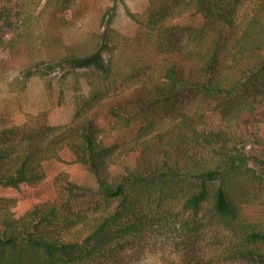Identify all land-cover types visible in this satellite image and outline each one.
I'll use <instances>...</instances> for the list:
<instances>
[{
	"label": "trees",
	"instance_id": "obj_1",
	"mask_svg": "<svg viewBox=\"0 0 264 264\" xmlns=\"http://www.w3.org/2000/svg\"><path fill=\"white\" fill-rule=\"evenodd\" d=\"M120 6L138 28L115 26ZM241 6V0H148L138 14L127 0H113L95 46L69 49L62 63L94 66L107 82L119 75V61L131 54L141 61L127 63L130 73L120 82L90 93L63 128L0 126V188L16 191L0 194V264L84 263L122 233L166 223L173 204L188 215L184 223L208 220L225 231L219 254L225 264H264V0H254L245 13ZM186 14L203 23L174 29ZM154 56L148 64L145 58ZM109 91L107 113L116 126L134 128L131 140L109 142L96 119L83 113ZM65 150L94 174L97 187L64 178L60 199L70 204L96 196L106 209L73 219L59 201L36 203L18 216L14 206ZM131 154L135 166L114 174ZM256 203L263 207L259 215ZM210 262L196 255L163 260Z\"/></svg>",
	"mask_w": 264,
	"mask_h": 264
},
{
	"label": "rangeland",
	"instance_id": "obj_2",
	"mask_svg": "<svg viewBox=\"0 0 264 264\" xmlns=\"http://www.w3.org/2000/svg\"><path fill=\"white\" fill-rule=\"evenodd\" d=\"M253 1L241 0L243 13ZM127 2L138 14L148 8V0ZM112 5L113 0H0L1 127L22 125L47 132L63 128L73 122L90 93L105 88L110 80L120 82L130 73L127 63L134 65L141 61L138 54L125 55L124 58L128 57L119 61L115 68L119 75L112 76L107 82L101 80L94 66L63 65V57L69 49L89 48L97 43L104 30L101 28L102 16ZM202 23L200 17L190 14L173 22L174 29L180 31ZM114 24L122 32L139 26L123 6H120ZM150 36L152 43L159 40L158 33ZM157 57L152 60L146 57L145 60L154 64ZM122 88L123 84L118 90ZM113 93L109 91L101 102L86 108L83 113L96 119L109 142L131 140L134 128L116 126L107 113ZM213 118L215 123L220 121L218 115ZM261 135L264 138V123ZM135 163L136 154H131L113 169V173H123ZM45 172V178L14 206L18 216L24 215L36 203L59 201L62 211L73 219L106 209L96 196L79 198L70 204L60 199L64 178L92 190L97 187L94 174L78 162L71 151L65 150L58 159L48 161ZM15 193L14 189L0 188L1 195ZM254 210H259V215L263 207L256 203ZM168 218L163 224L154 221L141 229L122 233L104 252L81 264H163L165 258L178 261L188 255L206 258L210 264H225L219 256L226 242L222 228L208 220H204L203 225L184 223L188 215L179 204L172 205Z\"/></svg>",
	"mask_w": 264,
	"mask_h": 264
}]
</instances>
